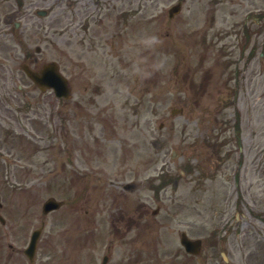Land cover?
<instances>
[{"label":"rangeland","instance_id":"374dc122","mask_svg":"<svg viewBox=\"0 0 264 264\" xmlns=\"http://www.w3.org/2000/svg\"><path fill=\"white\" fill-rule=\"evenodd\" d=\"M77 1L0 0V93L25 80L29 46L49 39L43 61L73 94L26 112L0 97V236L23 247L45 222L38 264H264V37L247 58V39L228 29L243 27L240 1L125 0L132 31L119 22L85 36L55 24ZM51 197L65 205L45 215ZM183 232L202 239L199 256Z\"/></svg>","mask_w":264,"mask_h":264},{"label":"flooded vegetation","instance_id":"af4514ba","mask_svg":"<svg viewBox=\"0 0 264 264\" xmlns=\"http://www.w3.org/2000/svg\"><path fill=\"white\" fill-rule=\"evenodd\" d=\"M79 1H80V3L83 2V0H79ZM86 1L87 2L81 4L79 6V8H78V11H79L78 14H77L78 18H77L75 23L78 24L81 27L86 25V26H88V29H89L90 27H95L98 18L101 17V15L104 14V13H100V14L96 13V14H94V11L90 10V8H89L88 1H91V0H86ZM86 4H87V6H85ZM240 6L242 8V13L245 12V15H246V18H247L245 26H249V21H248L249 17H253V19H254V22H253V25H252V28H251L252 44H254V43H256V40H257V37H258L257 36L258 35V28L260 26V21H259V18H258L259 14H260L259 1L258 0H241ZM248 6L251 9H248ZM35 61H36V63L38 62V60H36V59H35ZM19 93L28 94V93H30V91H20ZM1 96L2 95H0V97ZM12 98L14 100H16L15 99L16 95H12ZM25 102H26V100H24V103ZM9 247L12 248V249H15L13 247V245H11V244H9Z\"/></svg>","mask_w":264,"mask_h":264},{"label":"water","instance_id":"95a60500","mask_svg":"<svg viewBox=\"0 0 264 264\" xmlns=\"http://www.w3.org/2000/svg\"><path fill=\"white\" fill-rule=\"evenodd\" d=\"M178 9H176L177 11ZM175 12V11H174ZM52 70V68H51ZM54 71V74H50L48 73L47 76H46V83L49 85V86H52L54 87L57 92H59L60 95H63L67 89H66V82L65 80L61 79L56 73H55V70H52ZM177 112H181V111H173L174 114H176ZM60 206V204L56 203L55 201L51 200L47 203L46 205V212L49 211V210H52V209H55V208H58ZM182 243L186 246L187 250L191 253H198L199 250H200V244L201 242L200 241H195V242H192L190 241L186 235L184 234L183 235V239H182Z\"/></svg>","mask_w":264,"mask_h":264},{"label":"clouds","instance_id":"9594fccd","mask_svg":"<svg viewBox=\"0 0 264 264\" xmlns=\"http://www.w3.org/2000/svg\"><path fill=\"white\" fill-rule=\"evenodd\" d=\"M144 44L148 47H153L155 46L157 43H159V38L156 37L155 35H150V36H147L145 39H144ZM162 66V65H161Z\"/></svg>","mask_w":264,"mask_h":264}]
</instances>
